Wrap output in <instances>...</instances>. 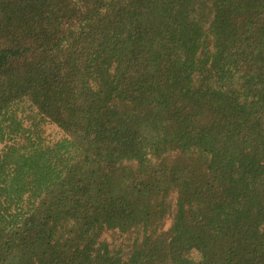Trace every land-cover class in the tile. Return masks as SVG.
Here are the masks:
<instances>
[{"label":"trees","instance_id":"16d2710c","mask_svg":"<svg viewBox=\"0 0 264 264\" xmlns=\"http://www.w3.org/2000/svg\"><path fill=\"white\" fill-rule=\"evenodd\" d=\"M0 264H264V0H0Z\"/></svg>","mask_w":264,"mask_h":264},{"label":"rangeland","instance_id":"374dc122","mask_svg":"<svg viewBox=\"0 0 264 264\" xmlns=\"http://www.w3.org/2000/svg\"><path fill=\"white\" fill-rule=\"evenodd\" d=\"M29 122H26L25 125H28ZM43 136L45 137H53L54 139H58L64 135L63 130L58 128L54 123L48 122L43 127ZM49 139V138H48ZM172 223V217H167L164 222V229H168ZM142 234L137 231H129L127 233H120L117 230H109L106 231L102 235V239L105 240L111 249H122V252H126L129 250L130 246L137 239H141ZM190 257H195L196 252L194 250L188 252Z\"/></svg>","mask_w":264,"mask_h":264}]
</instances>
